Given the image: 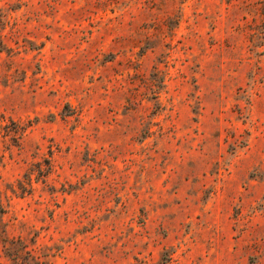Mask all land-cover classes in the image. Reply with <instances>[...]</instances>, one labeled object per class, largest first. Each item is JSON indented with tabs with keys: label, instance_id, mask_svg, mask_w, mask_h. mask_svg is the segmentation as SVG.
I'll return each instance as SVG.
<instances>
[{
	"label": "rangeland",
	"instance_id": "374dc122",
	"mask_svg": "<svg viewBox=\"0 0 264 264\" xmlns=\"http://www.w3.org/2000/svg\"><path fill=\"white\" fill-rule=\"evenodd\" d=\"M0 264H264V0H0Z\"/></svg>",
	"mask_w": 264,
	"mask_h": 264
}]
</instances>
